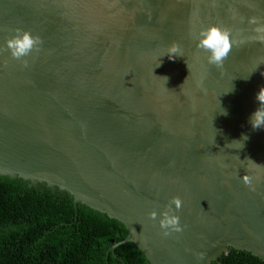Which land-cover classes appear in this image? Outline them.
<instances>
[{
  "label": "water",
  "instance_id": "water-1",
  "mask_svg": "<svg viewBox=\"0 0 264 264\" xmlns=\"http://www.w3.org/2000/svg\"><path fill=\"white\" fill-rule=\"evenodd\" d=\"M252 17L264 23V0H0V176L119 222L111 255L128 242L147 264H211L227 248L264 263ZM210 25L246 41L222 68L196 48ZM16 29L43 41L27 67L2 51ZM173 43L183 55L170 59ZM173 197L183 231L165 237L149 213Z\"/></svg>",
  "mask_w": 264,
  "mask_h": 264
},
{
  "label": "trees",
  "instance_id": "trees-1",
  "mask_svg": "<svg viewBox=\"0 0 264 264\" xmlns=\"http://www.w3.org/2000/svg\"><path fill=\"white\" fill-rule=\"evenodd\" d=\"M125 234L116 220L73 207L64 191L0 176V264H147L128 242L106 252ZM211 264L264 263L227 248Z\"/></svg>",
  "mask_w": 264,
  "mask_h": 264
},
{
  "label": "clouds",
  "instance_id": "clouds-1",
  "mask_svg": "<svg viewBox=\"0 0 264 264\" xmlns=\"http://www.w3.org/2000/svg\"><path fill=\"white\" fill-rule=\"evenodd\" d=\"M249 23L256 25L253 29L256 35L249 39L255 42L264 44V23L258 21L257 18L252 17L249 19ZM196 48L207 52V62L217 68H222L225 60L228 58L234 46H238L246 41H237L232 39L231 31L227 28H221L216 25H210L206 28H201L198 34L195 35ZM43 43L39 36H34L31 32L16 29L15 34L8 38L5 42V47L2 51H6L10 54L11 58L17 61H21L22 64L27 67L28 61L25 59L30 56L34 50L38 51L39 46ZM170 59L176 56H182V50L180 46L173 43L169 46L167 53ZM256 99L259 101V107L251 114L249 123L253 130L264 128V88L256 94ZM224 115H227V111L224 110ZM247 135H243L241 140L233 141L240 142L247 140ZM243 183L254 190L252 186V178L249 175L242 177ZM174 206V208H173ZM182 207V200L179 197H173L164 210L157 212L153 210L149 213V218L156 220L159 216V226L162 229V234L167 237L172 232H182L183 227L180 224V218L175 212H178Z\"/></svg>",
  "mask_w": 264,
  "mask_h": 264
}]
</instances>
